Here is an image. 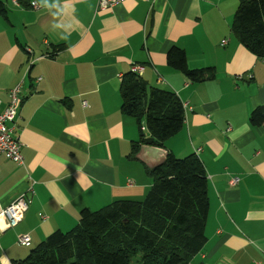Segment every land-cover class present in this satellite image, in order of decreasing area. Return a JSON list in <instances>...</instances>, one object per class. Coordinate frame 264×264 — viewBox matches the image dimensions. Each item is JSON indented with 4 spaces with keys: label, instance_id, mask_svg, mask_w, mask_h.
Instances as JSON below:
<instances>
[{
    "label": "crops",
    "instance_id": "crops-1",
    "mask_svg": "<svg viewBox=\"0 0 264 264\" xmlns=\"http://www.w3.org/2000/svg\"><path fill=\"white\" fill-rule=\"evenodd\" d=\"M15 1L0 0V101L19 86L22 163L0 154V210L20 195L28 206L0 231V264L72 229L83 209L143 199L151 179L130 151L149 133L120 110L121 77L133 66L185 106L162 148L196 154L206 173V241L188 264H264V125L248 122L264 103V58L231 30L238 0H125L103 10L97 0ZM174 45L190 69L213 67L214 76L192 82L168 66Z\"/></svg>",
    "mask_w": 264,
    "mask_h": 264
},
{
    "label": "trees",
    "instance_id": "trees-1",
    "mask_svg": "<svg viewBox=\"0 0 264 264\" xmlns=\"http://www.w3.org/2000/svg\"><path fill=\"white\" fill-rule=\"evenodd\" d=\"M231 30L247 50L264 58V0H238ZM166 62L192 82L215 73L213 67L190 69L184 50L175 45ZM119 90L121 112L139 126L144 122L149 133L141 131L139 143H132L133 155L142 144L164 147L182 127L185 106L174 91L150 85L133 72L122 75ZM248 122L264 125V103L250 111ZM145 171L151 185L143 199H116L95 211L83 209L75 227L52 231L12 264H129L137 257L140 264H188L206 241L204 167L196 154L178 158L168 153L161 165Z\"/></svg>",
    "mask_w": 264,
    "mask_h": 264
},
{
    "label": "built area",
    "instance_id": "built-area-1",
    "mask_svg": "<svg viewBox=\"0 0 264 264\" xmlns=\"http://www.w3.org/2000/svg\"><path fill=\"white\" fill-rule=\"evenodd\" d=\"M125 0H97L96 9L103 10L112 7ZM16 3V1L14 0ZM33 6L37 4L32 2ZM141 67L133 66L131 72L134 74L140 73ZM19 86L13 87L9 92L8 102L1 108L0 101V154H6L11 160L16 163H22V154L20 152V141L14 135L18 122V109L21 103L19 95ZM237 178H232L231 183H235ZM28 206V199L24 195H20L14 201L0 210V231H5L18 224L22 219ZM18 242L21 245L28 246L30 244L29 235H22Z\"/></svg>",
    "mask_w": 264,
    "mask_h": 264
},
{
    "label": "water",
    "instance_id": "water-1",
    "mask_svg": "<svg viewBox=\"0 0 264 264\" xmlns=\"http://www.w3.org/2000/svg\"><path fill=\"white\" fill-rule=\"evenodd\" d=\"M136 157L144 162L147 167L155 168L165 161L167 151L165 148L159 146L142 144L136 153Z\"/></svg>",
    "mask_w": 264,
    "mask_h": 264
},
{
    "label": "rangeland",
    "instance_id": "rangeland-1",
    "mask_svg": "<svg viewBox=\"0 0 264 264\" xmlns=\"http://www.w3.org/2000/svg\"><path fill=\"white\" fill-rule=\"evenodd\" d=\"M136 143H137V142H136ZM130 152H131V151H130ZM148 168H149V167H148ZM139 199L141 200L142 198H139ZM29 245H30V244H29ZM138 260H140L139 257L134 258V259H132V260L129 261V264H140ZM5 264H8V263H5Z\"/></svg>",
    "mask_w": 264,
    "mask_h": 264
}]
</instances>
